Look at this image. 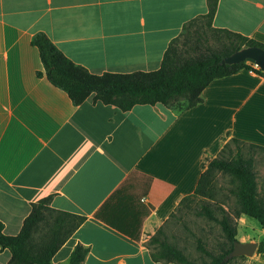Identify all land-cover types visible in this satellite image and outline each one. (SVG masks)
Here are the masks:
<instances>
[{
  "label": "crops",
  "instance_id": "crops-1",
  "mask_svg": "<svg viewBox=\"0 0 264 264\" xmlns=\"http://www.w3.org/2000/svg\"><path fill=\"white\" fill-rule=\"evenodd\" d=\"M207 12V0H0L6 236L50 197L51 209L85 217L52 264H69L76 245L88 248L83 264H164L146 244L194 193L202 165L231 138L264 147V75L214 80L182 113L161 104L122 112L93 95L74 106L46 79L31 39L45 34L91 74L152 72L183 26ZM211 26L264 45V0H217ZM10 257L0 250V264Z\"/></svg>",
  "mask_w": 264,
  "mask_h": 264
},
{
  "label": "trees",
  "instance_id": "trees-1",
  "mask_svg": "<svg viewBox=\"0 0 264 264\" xmlns=\"http://www.w3.org/2000/svg\"><path fill=\"white\" fill-rule=\"evenodd\" d=\"M216 6L217 0H207V14L183 26L181 33L169 43L159 69L152 72L95 75L68 59L43 33L35 34L31 45L39 52L48 82L65 92L74 106L93 95L95 101L114 106L122 112L130 111L136 105L161 104L182 113L202 102V92L214 80L241 70L264 75L261 69H253L244 61L228 62L241 44L246 49L262 52L264 45L239 34L213 28L211 24ZM37 75L41 76V73ZM231 144L236 148L235 153L230 150ZM243 147L248 148L247 153L243 152ZM254 150L264 151V147L231 138L217 157L202 165L203 172L194 193L183 198L170 215L173 217L179 206L196 197L213 201L217 176H227L231 184L228 192L235 199V207L226 211L222 204H215L214 208L205 204L197 213L219 226L223 241L218 246V253L207 251L202 241L197 239V251L209 260L194 262L170 243L160 228L146 244L154 262L228 264L226 258L236 242V219L247 217L264 229V194L257 184ZM50 200L48 197L32 205L16 236H6L0 222V250H8L11 255L7 264H52L53 256L85 221V217L51 209ZM119 231L123 232L122 229ZM256 253L264 256V239L258 243ZM87 254L88 248L76 245L70 254L69 264H83Z\"/></svg>",
  "mask_w": 264,
  "mask_h": 264
},
{
  "label": "rangeland",
  "instance_id": "rangeland-1",
  "mask_svg": "<svg viewBox=\"0 0 264 264\" xmlns=\"http://www.w3.org/2000/svg\"><path fill=\"white\" fill-rule=\"evenodd\" d=\"M202 20L201 22H203ZM210 42L213 43V38L210 35ZM243 44L238 47V51L232 56L228 62H239L238 57L243 52L247 51ZM244 62L252 66L253 69L264 70L263 66L256 64L254 61L245 59ZM230 150L235 153L236 148L230 145ZM248 148L243 147V152L247 153ZM255 164L254 169L257 175L258 188L264 194V151L254 150ZM215 198L213 201L202 199L201 197L194 198L190 203L179 206L175 211L174 216L170 217L162 229L167 240L175 244L179 249L186 254L189 259L200 263L208 261L209 258L197 251L196 241L201 240L207 251L218 253V246L222 243L223 237L221 230L217 224L210 222L204 217H200L197 213L202 205L208 204L214 208L215 204H222L226 211L235 207V199L229 194L231 188L229 178L227 176H217L215 181ZM231 211V210H230ZM236 225V243H254L258 244L264 239V229L260 225L247 217L241 216L235 220ZM228 264H264V256L258 255L256 252L252 255H239L227 258Z\"/></svg>",
  "mask_w": 264,
  "mask_h": 264
},
{
  "label": "water",
  "instance_id": "water-1",
  "mask_svg": "<svg viewBox=\"0 0 264 264\" xmlns=\"http://www.w3.org/2000/svg\"><path fill=\"white\" fill-rule=\"evenodd\" d=\"M249 57H253L256 59L260 65L263 66L264 68V52L257 50V49H248L247 51L243 52L240 54L236 59L241 62L244 61L245 59H248ZM238 63V62H235ZM258 244L254 243H234L233 250L231 253L227 256V258L230 257H235L239 255H252L257 251ZM226 258V259H227Z\"/></svg>",
  "mask_w": 264,
  "mask_h": 264
},
{
  "label": "bare ground",
  "instance_id": "bare-ground-1",
  "mask_svg": "<svg viewBox=\"0 0 264 264\" xmlns=\"http://www.w3.org/2000/svg\"><path fill=\"white\" fill-rule=\"evenodd\" d=\"M248 59L254 61L256 64H260V63H259L256 59H254L253 57H249Z\"/></svg>",
  "mask_w": 264,
  "mask_h": 264
}]
</instances>
